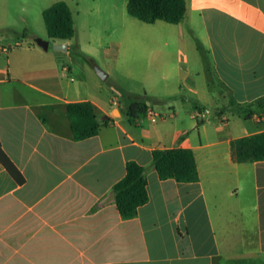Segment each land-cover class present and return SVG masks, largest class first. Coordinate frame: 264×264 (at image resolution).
Here are the masks:
<instances>
[{
    "label": "crops",
    "instance_id": "0c3cea01",
    "mask_svg": "<svg viewBox=\"0 0 264 264\" xmlns=\"http://www.w3.org/2000/svg\"><path fill=\"white\" fill-rule=\"evenodd\" d=\"M163 22L146 23L155 59L140 102L156 122L131 117L121 93L89 91L71 59L36 43L0 53V145L18 172L0 162V264H264V161L232 154L264 132V0H186L179 24ZM71 40L47 41L68 53ZM82 101L102 127L76 140L66 106ZM174 148L193 151L198 181L159 178L153 152ZM129 162L145 169L149 200L125 219L114 186Z\"/></svg>",
    "mask_w": 264,
    "mask_h": 264
},
{
    "label": "rangeland",
    "instance_id": "374dc122",
    "mask_svg": "<svg viewBox=\"0 0 264 264\" xmlns=\"http://www.w3.org/2000/svg\"><path fill=\"white\" fill-rule=\"evenodd\" d=\"M58 1L70 5L76 35L68 53L58 52L51 42L47 51L39 47L41 55L71 59L77 79L106 101L126 93L132 100L148 104L146 76L148 59H155L151 51L155 35L152 26L128 14L125 0H0V46L18 53L38 38L47 41L43 11ZM167 32L162 29L157 37L164 42ZM168 58L176 59V55ZM98 68L108 75L106 80L99 76Z\"/></svg>",
    "mask_w": 264,
    "mask_h": 264
},
{
    "label": "trees",
    "instance_id": "16d2710c",
    "mask_svg": "<svg viewBox=\"0 0 264 264\" xmlns=\"http://www.w3.org/2000/svg\"><path fill=\"white\" fill-rule=\"evenodd\" d=\"M128 14L144 23L164 21L177 25L186 15V0H129ZM43 19L49 39L69 41L75 37L74 18L65 1H58L45 9ZM122 95L131 117L146 112L145 105L132 100L126 93ZM263 103L264 98L257 101V104ZM66 108L76 140H85L99 133L102 125L90 101L68 103ZM232 154L234 161L239 163L264 161V132L233 141ZM0 162L13 176L18 175L1 145ZM153 164L161 180L174 179L182 183L199 180L195 156L190 149L155 150ZM147 185L145 169L135 162L127 163L125 177L114 186L117 208L123 218L136 217L139 208L148 202Z\"/></svg>",
    "mask_w": 264,
    "mask_h": 264
},
{
    "label": "water",
    "instance_id": "95a60500",
    "mask_svg": "<svg viewBox=\"0 0 264 264\" xmlns=\"http://www.w3.org/2000/svg\"><path fill=\"white\" fill-rule=\"evenodd\" d=\"M35 43L43 48L45 51H47L49 49L50 46V41H46L43 39H36ZM54 49L57 51H67L68 47L66 44H55ZM97 72L99 74V76L103 79L106 80L108 78V75H106L102 70H100L99 68L97 69Z\"/></svg>",
    "mask_w": 264,
    "mask_h": 264
},
{
    "label": "built area",
    "instance_id": "2783aa9c",
    "mask_svg": "<svg viewBox=\"0 0 264 264\" xmlns=\"http://www.w3.org/2000/svg\"><path fill=\"white\" fill-rule=\"evenodd\" d=\"M8 52V49L4 46H0V53ZM209 111H204L203 114H208ZM145 114L153 121L156 122L158 120V115L151 109H147Z\"/></svg>",
    "mask_w": 264,
    "mask_h": 264
}]
</instances>
